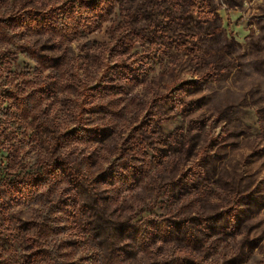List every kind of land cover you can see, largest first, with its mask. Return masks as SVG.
<instances>
[{"label": "rangeland", "instance_id": "obj_1", "mask_svg": "<svg viewBox=\"0 0 264 264\" xmlns=\"http://www.w3.org/2000/svg\"><path fill=\"white\" fill-rule=\"evenodd\" d=\"M0 264H264V0H0Z\"/></svg>", "mask_w": 264, "mask_h": 264}]
</instances>
